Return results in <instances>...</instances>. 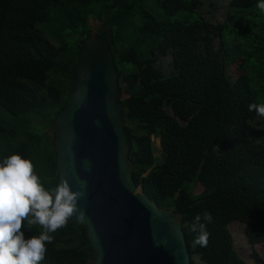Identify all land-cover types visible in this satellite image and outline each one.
Here are the masks:
<instances>
[{
  "label": "trees",
  "instance_id": "1",
  "mask_svg": "<svg viewBox=\"0 0 264 264\" xmlns=\"http://www.w3.org/2000/svg\"><path fill=\"white\" fill-rule=\"evenodd\" d=\"M201 1L0 0V160L19 154L46 188L55 186L49 128L73 88L88 20H96L117 94H125L118 102L135 188L181 216L190 264H246L227 225L264 231V118L248 111L264 103V13L258 0H230L212 32L194 35L187 30L201 23ZM258 119L263 129L252 131ZM196 184L202 190L193 195ZM198 214L206 247L194 245L198 233L190 231ZM21 230L27 239L43 228ZM51 235L41 264L92 262L82 227L67 223Z\"/></svg>",
  "mask_w": 264,
  "mask_h": 264
},
{
  "label": "water",
  "instance_id": "2",
  "mask_svg": "<svg viewBox=\"0 0 264 264\" xmlns=\"http://www.w3.org/2000/svg\"><path fill=\"white\" fill-rule=\"evenodd\" d=\"M74 85L50 126L57 180L82 192L68 224L82 227L90 264H190L181 216L157 207L131 180L117 76L104 39L90 31Z\"/></svg>",
  "mask_w": 264,
  "mask_h": 264
},
{
  "label": "clouds",
  "instance_id": "3",
  "mask_svg": "<svg viewBox=\"0 0 264 264\" xmlns=\"http://www.w3.org/2000/svg\"><path fill=\"white\" fill-rule=\"evenodd\" d=\"M256 7L264 13V0H258ZM248 111L264 118V103H251ZM33 169V163L19 154L0 160V264H41L51 233L65 227L73 216L83 219L77 203L82 192L65 181L46 188ZM201 220L196 215L190 231L198 233L194 245L206 247L209 233ZM203 220L211 223V214L205 211ZM22 224L29 230L40 225L43 231L26 239Z\"/></svg>",
  "mask_w": 264,
  "mask_h": 264
},
{
  "label": "rangeland",
  "instance_id": "4",
  "mask_svg": "<svg viewBox=\"0 0 264 264\" xmlns=\"http://www.w3.org/2000/svg\"><path fill=\"white\" fill-rule=\"evenodd\" d=\"M230 0H202L197 11L201 16V23L190 27L187 31L194 35H207L212 32L213 26L221 22L226 14L228 3ZM210 5V6H209ZM212 6V8H210ZM88 25L91 32L95 35L100 29V22L89 19ZM216 43V39L214 40ZM163 67L167 69L168 58L161 60ZM239 60L227 67V75L230 78H235L238 75L237 65ZM253 89V88H252ZM125 97V94H120L118 99ZM31 122L36 123L33 118ZM262 121L260 119L252 122L249 127L254 130L263 129ZM50 131V130H49ZM154 156H159V144L157 139H152ZM184 186L190 189V184L185 183ZM202 188L199 184L191 188V193L197 195ZM227 230L232 238V246L240 259L246 264H264V231L260 228L249 226L240 221H233L227 225ZM194 264H200L194 259Z\"/></svg>",
  "mask_w": 264,
  "mask_h": 264
}]
</instances>
